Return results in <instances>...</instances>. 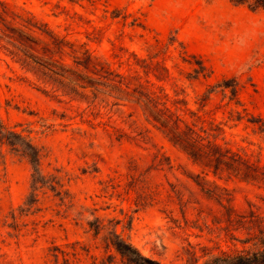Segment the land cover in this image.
<instances>
[{
  "label": "rangeland",
  "instance_id": "374dc122",
  "mask_svg": "<svg viewBox=\"0 0 264 264\" xmlns=\"http://www.w3.org/2000/svg\"><path fill=\"white\" fill-rule=\"evenodd\" d=\"M4 1L56 33L87 43L115 68V53L123 54L120 47L146 56L156 38L165 43L176 36L213 72L208 79L186 82L192 101L223 78L239 81L242 105L228 104L216 93L207 109L224 122L225 141L264 160L261 122L248 121L264 120L263 9L229 0ZM167 64L175 76L179 69L191 70L173 49ZM102 98L101 114L94 115L86 101L54 95L50 86L0 52V118L43 149L44 172L58 174L62 190L68 191L64 200L43 189L33 211L22 212L32 168L1 146L0 264H131L110 242L115 231L163 264H202L234 248L225 235L224 209L194 181L201 169L147 121L138 104ZM231 110L244 118L228 121ZM131 122L149 143L137 136ZM157 151L169 157L172 170L156 166ZM210 179L231 193L229 204L237 213L264 214V190L236 178Z\"/></svg>",
  "mask_w": 264,
  "mask_h": 264
},
{
  "label": "trees",
  "instance_id": "16d2710c",
  "mask_svg": "<svg viewBox=\"0 0 264 264\" xmlns=\"http://www.w3.org/2000/svg\"><path fill=\"white\" fill-rule=\"evenodd\" d=\"M229 1L253 10H264V0ZM172 49L178 52L183 63L191 67L190 71L179 69L178 76L173 74L167 64L168 53ZM120 51L123 54L115 53L118 58V67L115 68L112 61L95 54L87 43L73 41L56 33L32 13L0 0V52L50 86L54 95L71 101H86L94 115L101 114L98 105L105 102V98L100 100V94L138 104L147 121L201 169V174L194 181L209 199L224 209L227 221L225 235L235 242L234 248L222 250L202 264H264V214L254 210L237 213L229 204L231 193L210 179V176L236 178L264 190V160L225 141L222 137L224 122L217 119L215 112L207 109L216 93L227 97L228 104L242 105L239 81L235 77L223 78L209 85L192 101L187 93L186 82L208 79L213 72L200 56L190 53L176 36L169 37L165 43L156 38L155 43L148 46L146 56L130 52L124 47H120ZM124 66L126 69L122 71ZM43 92L50 93L46 89ZM96 108L97 112H94ZM243 118L242 112L231 110L228 121H240ZM248 121L261 122L260 127L264 132V120ZM129 125L133 127L134 123ZM133 128L139 138L150 142L144 131L136 126ZM124 135L122 133L120 136ZM2 145H7L11 151L28 160L32 168L31 191L22 212L33 211L39 192L43 189L66 199L63 195L68 191L62 190L63 183L59 175L44 172L43 149L30 136L10 128L0 118V151ZM156 157L159 158L157 167L168 170L174 168L164 153L157 151ZM110 242L131 264H163L143 255L116 231Z\"/></svg>",
  "mask_w": 264,
  "mask_h": 264
}]
</instances>
